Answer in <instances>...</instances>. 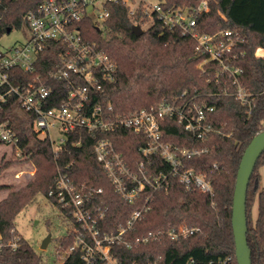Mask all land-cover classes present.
Returning <instances> with one entry per match:
<instances>
[{"label":"trees","instance_id":"trees-1","mask_svg":"<svg viewBox=\"0 0 264 264\" xmlns=\"http://www.w3.org/2000/svg\"><path fill=\"white\" fill-rule=\"evenodd\" d=\"M43 1L0 0V38L8 30L27 28L26 14ZM202 1L159 0L165 10L181 8L188 11L197 9ZM205 1L209 10L196 13L199 33L231 30L244 38L243 43L234 46L237 56L231 64L240 68L239 81L252 93L251 106L225 94L223 84L217 83L213 75L209 79L198 67L203 57L197 51V40L179 28L168 30L157 13L151 20L143 9V1L134 16L129 14V7L123 2L112 3L109 5L110 16L103 23V28L85 19L81 29L83 39L96 42L117 67L114 79L95 93L91 105L100 104L114 115L126 114L143 108L151 109L188 91L214 106L209 121L215 131L204 139L195 138L171 119L166 121L163 133L164 140L172 144L205 149L198 155L185 158L184 165L208 179L212 192L201 191L195 186L186 188L180 177L171 173L170 163L159 154L145 159L141 147L147 144L148 138L128 129L93 133L77 128L67 133V140L56 155L50 139L40 137L33 129L35 115L21 109L17 97L12 95L7 103L0 106V114L19 135V147L26 159L34 164L35 174L25 186L8 192L0 199V234L4 241L11 238V230L17 228L15 219L18 213L42 194L58 208L62 221L67 225L66 232L55 238L57 257L64 253L62 264H87L82 257L86 251L82 238L94 244L87 229L69 209L48 196L56 174L62 171L78 185L101 190L94 191L87 203L101 234L116 231L135 209L146 208L141 219L123 235L132 243L131 246L124 243L113 245L112 256L118 264H185L191 258L201 263L228 256H232L231 264H238L232 225L237 173L248 144L264 129V60L255 54L258 47L264 46V0ZM150 20L142 34L133 31L135 23L144 25ZM61 48L57 42L46 47L39 54L33 72L20 68L11 70L14 84L38 78L39 82L51 87L48 107L61 106L68 95L66 81L50 74L59 62ZM259 52L264 53L262 50ZM99 139L111 140L132 170H137L144 160L153 176L168 173V189L153 190L148 186L134 202L123 198L96 158L94 146ZM8 163L0 165V172ZM263 164L264 152L257 161L247 191V238L252 264H264V188L259 172ZM4 187L0 184V189ZM256 197L258 213L253 220L251 206ZM180 225L198 227L199 230L178 239L167 234V230ZM159 230L163 233L144 240L150 232ZM57 263V258L46 259L24 237L17 248L4 246L0 249V264ZM89 264L107 263L95 254Z\"/></svg>","mask_w":264,"mask_h":264},{"label":"built area","instance_id":"built-area-1","mask_svg":"<svg viewBox=\"0 0 264 264\" xmlns=\"http://www.w3.org/2000/svg\"><path fill=\"white\" fill-rule=\"evenodd\" d=\"M118 2L126 4L129 14L135 15L138 4L133 0H44L35 10L29 11L25 17L29 37L10 46L0 43V106L15 95L18 106L35 115L33 129L40 137L50 139L56 155L66 142L67 133L77 128L93 133L128 129L144 134L148 138L147 144L141 147L145 159L159 154L170 163L171 173L179 176L186 188L195 186L201 191L212 192L208 179L194 168L184 165L185 158L198 155L205 149L172 144L165 141L163 136L166 121L170 119L175 120L197 139H204L215 131L214 125L209 121L214 106L201 100L198 94L184 91L151 109L143 108L118 115L112 114L100 104L91 105L95 93L100 92L106 82L114 79L117 67L112 58L97 47L96 42L83 39L81 24L86 19L93 21L98 28L102 27L110 16L109 5ZM143 9L151 20L153 14L157 13L158 19L168 30L179 28L184 34L195 38L197 51L203 57L198 64L202 72L207 74L209 79L213 75L217 83H222L225 94L251 106L252 93L239 81L240 68L231 64V60L237 56L233 51L234 46L243 43L244 38L231 30L201 34L196 29V13L209 10L207 1H202L194 11L181 8L165 10L159 1L155 4L145 3ZM52 42L60 43L62 48L59 50V62L50 74L65 80L69 87L67 98L58 107H48L52 89L39 82L38 78L21 84H14L11 79V70L14 68L33 72L39 54ZM261 50L264 51V46L258 47L255 54L264 60V53L259 52ZM54 129L61 132L58 142L52 138ZM19 141V135L0 114V143L11 147L20 156L24 154L19 147ZM94 153L115 190L129 202L140 198L148 186L153 190H167L169 187L168 173L162 172L153 176L146 168L144 160L139 163L137 170H132L109 139H99L94 146ZM94 191L85 184H76L67 173L58 171L48 196L54 197L63 208L69 209L87 229L94 243L92 245L82 238L86 249L82 257L87 264L94 260L95 254H99L107 264H118L112 256L113 245L124 243L131 246L132 243L124 239L123 235L141 219L146 208L135 209L126 223L120 225L116 231L101 234L96 227V218L87 207ZM100 191L99 189L95 192ZM147 198L149 200L150 195ZM198 230V227L180 225L167 230V234L178 239L192 235ZM11 233L12 236L7 241H4L0 234V249L4 246L15 249L20 245L23 235L17 228H13ZM162 233L161 230L150 232L144 240L156 238ZM61 256L63 259L64 253ZM231 263L232 256L201 263L191 258L185 264Z\"/></svg>","mask_w":264,"mask_h":264},{"label":"rangeland","instance_id":"rangeland-1","mask_svg":"<svg viewBox=\"0 0 264 264\" xmlns=\"http://www.w3.org/2000/svg\"><path fill=\"white\" fill-rule=\"evenodd\" d=\"M136 6L143 1V4H155L159 0H133ZM140 25V24H139ZM150 22L142 25L145 29ZM103 28V26L101 27ZM29 37L27 28L14 29L5 33L0 43L4 46H10L18 41H24ZM52 138L57 141L61 138V132L57 129L52 130ZM9 162L0 172V184L5 185L0 189V199L4 198L8 192L17 190L25 186L34 178V164L26 159L25 155H17V152L11 147L0 143V165ZM261 176V185L264 188V164L259 168ZM252 219L254 220L258 213V198L256 197L251 206ZM16 226L24 238L29 240L35 250L42 254L46 259L57 258L58 263L61 261V254L56 255L55 238L62 235L67 230V225L62 221L58 208L53 205L44 195L40 194L34 203L22 209L16 216ZM51 234L52 238L45 249L41 248L43 240Z\"/></svg>","mask_w":264,"mask_h":264},{"label":"water","instance_id":"water-1","mask_svg":"<svg viewBox=\"0 0 264 264\" xmlns=\"http://www.w3.org/2000/svg\"><path fill=\"white\" fill-rule=\"evenodd\" d=\"M133 31L140 35L144 29L139 24H134ZM8 32H10L8 30ZM264 152V129L258 132L250 141L242 156L233 199L232 225L235 239V253L238 264H252L251 249L249 247L247 232V191L251 176L261 154ZM49 234L43 240L41 248L45 249L51 240Z\"/></svg>","mask_w":264,"mask_h":264}]
</instances>
